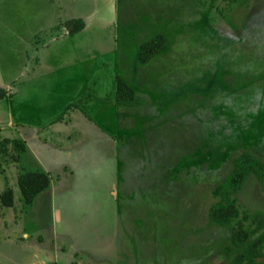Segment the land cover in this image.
Wrapping results in <instances>:
<instances>
[{
  "label": "rangeland",
  "instance_id": "374dc122",
  "mask_svg": "<svg viewBox=\"0 0 264 264\" xmlns=\"http://www.w3.org/2000/svg\"><path fill=\"white\" fill-rule=\"evenodd\" d=\"M73 18L87 24L74 36L60 25ZM160 33L167 52L141 65ZM0 75L18 86L13 118L46 127L28 149L0 129V196L14 192L13 208L0 202V264H32L34 250L49 262L60 243L83 264L230 263V233L208 212L235 157L264 162V0H0ZM118 75L139 107H116ZM21 171L60 177L55 201L26 206ZM236 197L264 213L255 176Z\"/></svg>",
  "mask_w": 264,
  "mask_h": 264
},
{
  "label": "trees",
  "instance_id": "16d2710c",
  "mask_svg": "<svg viewBox=\"0 0 264 264\" xmlns=\"http://www.w3.org/2000/svg\"><path fill=\"white\" fill-rule=\"evenodd\" d=\"M64 26L72 36L81 33L85 28L81 19L68 20ZM167 38V34L160 33L152 40L143 43L139 47V63L147 65L156 56L161 53L165 54L169 47ZM115 83L114 100L117 108L140 106L135 90L122 76H116ZM7 96V90L0 88V104L5 101ZM109 127L111 129L113 126L109 125ZM121 132L125 134L127 140L131 139V134H127L125 131ZM9 143V140L0 142V155L8 153L7 144ZM13 143L18 145L20 141L16 140ZM20 145L25 148L23 142ZM21 150L25 151V149ZM20 154H22L21 151ZM251 175L255 176L264 190V162L246 151L233 159L231 173L212 192L217 201L209 209V225L229 231V244L223 249L224 255L231 258L229 264H263L264 260V213L243 210L236 197ZM51 182V177L46 173L21 171L18 177V187L24 204L32 205L41 193L49 189ZM0 202L3 207L13 208L14 192L8 189L0 196Z\"/></svg>",
  "mask_w": 264,
  "mask_h": 264
},
{
  "label": "crops",
  "instance_id": "0c3cea01",
  "mask_svg": "<svg viewBox=\"0 0 264 264\" xmlns=\"http://www.w3.org/2000/svg\"><path fill=\"white\" fill-rule=\"evenodd\" d=\"M73 19H75V18H73ZM81 20H83V19H81ZM66 21H68V20H65V21L61 22L60 25H64ZM83 22H84V20H83ZM84 24H85V28H84V30H85L87 24L85 22H84ZM65 32H67V30ZM38 48L39 47H37L36 50H35V57L37 56V54L39 52ZM36 58H38V56ZM39 61H40V58H39ZM39 67H37V65L35 64V68H33V69L34 70L35 69L38 70ZM25 70L26 69L20 70L19 74L20 75L27 74L28 72H26ZM14 80H16V79H14ZM0 83H1V81H0ZM17 87L18 86H12V84H9V82H7L6 85H3V86L1 85L0 86V88L5 89L8 92L7 98L5 99L4 102H2L0 104V121L3 120V122L5 123V125H1L0 124V129L3 130L5 127H7V129H8L7 132H12V131L16 132V135L12 136V137H14V139L11 138V140H19L21 142H24V144L26 145V148L28 149V141L30 139L36 137L35 134H38V132H40L42 130H45L46 127L45 126H41V125L35 126V125H31V124H26L25 122H30V121H28V120L23 121L21 119L15 120L13 118V116L15 117L16 114L13 113V110L11 109V107H17V105H14V103L12 101L13 100L12 98H13L14 95L17 94V89H16ZM83 92H84V90L82 91V93ZM12 114H13V116H12ZM10 116H12L11 120L9 119ZM9 120L11 122L10 124H8ZM31 132H34L35 134H32ZM17 136H19L20 138H16ZM3 140H6V139H3ZM44 142H45V139H44ZM25 153H27V151ZM48 175L50 176V174H48ZM63 184H64V181L60 177L57 179V185L56 186L54 185V181L51 182V187H49V189L47 191H45V193H46V192L51 190V193L49 195V200L55 201L54 194H55V192L56 193L59 192L58 188L63 186ZM40 195H42V193ZM40 195L38 197H40ZM42 196L44 197V195H42ZM38 197L36 198L35 201H37ZM22 220L23 219L21 218L20 221H19V224L22 223ZM59 233H60V231H59ZM17 234H18L17 230H15L14 232L8 231L6 236L9 238V242H13L14 241L12 238H18L19 236ZM30 237H31L30 233L28 231H26L25 228H24V230L22 231V236L20 237V240L25 242L26 244L31 245V249H34L32 247V245H35V244L30 242ZM60 244H61L62 250H60L61 248L60 249L59 248L55 249L54 252L58 251V253L57 254L54 253L55 254L54 257H51L49 262L46 260L45 256L42 255V253L40 254V253H38V250H34L32 252L33 253V256H32V259H31L32 264H83V262L80 260L81 258H79L78 246L75 247V248L71 247L72 250L70 249L71 251L68 253L66 251V246L64 245V243H60ZM128 259L130 260L131 257H127V260ZM68 260H71V262H69Z\"/></svg>",
  "mask_w": 264,
  "mask_h": 264
}]
</instances>
